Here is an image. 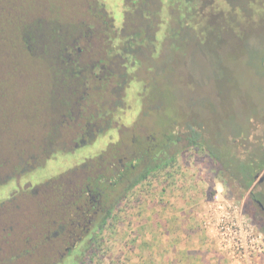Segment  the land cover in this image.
<instances>
[{
  "label": "rangeland",
  "instance_id": "374dc122",
  "mask_svg": "<svg viewBox=\"0 0 264 264\" xmlns=\"http://www.w3.org/2000/svg\"><path fill=\"white\" fill-rule=\"evenodd\" d=\"M82 1L85 2L32 0L36 3L31 7L29 0H0V197L8 193L13 197L7 205H0V214L4 216H0V223L14 227V238L19 245L27 234L34 238L53 213V202L39 193L42 182L56 177L61 170L66 171L76 160L70 157V152L63 153L54 146L42 147L45 132L61 112L62 94L69 93L71 87L67 83L66 90L62 91L59 86L52 89L51 59L73 28L70 23L87 19L94 13L105 16L102 7L106 8L108 18L116 15L119 21V9L111 8V4L90 1L92 8L88 9ZM155 1L129 0L128 3L129 17L139 21L138 33L131 40L141 48L143 55V59L131 54L125 56L122 64L132 73L126 80L129 88H136L142 94L136 102L130 100L131 97L128 101L129 112L132 111L129 115L135 113L137 116V129L141 133L144 130L154 134L167 132L173 137L179 130L189 131L196 125L204 129V136L214 150L228 146L235 151L246 150L248 154L258 147L262 149L258 153L264 155V73L257 67V54L264 51V44H260L264 34L259 30L264 29L255 30L262 15L249 18L245 9L225 7L221 19L210 20L206 16L195 19L185 16L190 10L181 0H158L160 11L153 9ZM21 3L18 10L23 9L15 10L14 6ZM246 10L251 11L250 5ZM226 13L233 14L235 20ZM40 16L51 19L40 20ZM239 22L251 27L250 34L240 30ZM147 27L159 30L154 40L148 36ZM24 37L29 39L34 50L45 49L48 44L52 46L45 60L28 59L23 52L19 56ZM117 105L112 111L103 110L101 118L109 114L118 116L122 107ZM115 130L107 128V124L96 129L92 127L94 133L87 139L88 144L76 150V156L94 155L108 145L112 148L119 145L120 149L127 147L128 134L125 133L118 144ZM238 134L243 140L236 137ZM58 135H52L53 143ZM179 135L182 136L179 133L176 138ZM176 138L168 145L169 151L177 155L171 175L157 180L151 174L119 204L95 236L99 255L90 264H264V252L248 260L238 252L225 251L217 238L215 220L217 213H229L232 208L230 213L234 211V215L264 240L263 229L247 212L260 216L261 224H264V214L254 205L247 209L249 193L243 199L232 194L228 180L217 171L216 162L206 150L201 147L187 149L183 136L181 141ZM111 150L110 156L114 158L117 152ZM250 153V156L255 155V152ZM259 176H264V171ZM259 178L254 180V186L262 192L264 182L259 183ZM31 183L36 188L39 186L33 196L22 189H30ZM16 186L21 188L19 192ZM156 199L165 205L160 206L162 211H156ZM219 204L224 209H219ZM188 205L195 206L198 213L195 220L187 219L197 222L195 224L209 234L215 250L196 252L198 254L192 256L178 252L175 259L168 261L163 252L152 250V238L159 234L155 223L165 236L176 233L177 226H185L183 218ZM157 212L163 224L157 221ZM175 245L183 246L180 242ZM39 247L37 241L36 248ZM39 254L31 256L27 264L45 262L46 252ZM80 257L75 254L65 264H74ZM47 258L50 259L48 255Z\"/></svg>",
  "mask_w": 264,
  "mask_h": 264
},
{
  "label": "trees",
  "instance_id": "16d2710c",
  "mask_svg": "<svg viewBox=\"0 0 264 264\" xmlns=\"http://www.w3.org/2000/svg\"><path fill=\"white\" fill-rule=\"evenodd\" d=\"M90 1L93 0H85V2L82 1V3H86L87 5H91ZM186 3V6L188 10H190L188 15L189 18H197L199 19L202 16H206L210 20H217L221 19V17H224V11L226 8L231 9H241L245 11V14L249 16L255 17L256 14H260L259 17L262 15V20L257 25L256 29L262 28L264 29V0H181ZM36 2H32L30 6L34 7L33 5ZM96 3V2H94ZM154 4L153 9L156 11H160L159 7V1L156 0L153 2ZM16 4L14 6L15 10H18L19 5ZM25 4V3H24ZM161 4V3H160ZM27 5V4H26ZM250 5L251 11L248 10L247 7ZM98 8V6H96ZM163 7V4H161V8ZM92 8V6L90 7ZM23 8H21L18 11H21ZM92 10V9H91ZM220 10V11H219ZM94 11V10H92ZM180 13V12H179ZM229 17H234L231 13H226ZM40 20H46L48 21L51 18H44L43 16H40ZM236 17L233 18L235 20ZM256 18V17H255ZM131 20V21H130ZM53 21V20H52ZM134 21V22H133ZM54 22V21H53ZM191 22V21H190ZM131 25L129 26L128 24ZM139 21H137V18L129 17V14L127 16V24L125 26V30L121 34V38L114 37L113 32V26H110L109 24H112L109 21V18L107 15H102V17H99L95 15V13L92 16L87 17V19H83L80 21H76L73 23H70V25L73 27L72 29H69L66 37V41L63 42L62 46H59L57 48L56 56L51 59L52 64L50 65V71H51V86L52 89L55 90L56 87H60L63 90L65 89V84L67 83L71 84V87L69 88V93L66 92V94H62V109L61 112H59V117L54 122L51 127L45 132L46 138L41 141L42 147L46 148V146H54L59 151H66L69 149V147L72 146L71 140L74 139L75 136L78 135L80 129L69 125L68 121L71 117H73V114L75 115L78 111V105L75 106V102L78 98L72 97V93L74 90L82 91L85 82L84 76H79V67L77 65H70L72 61L69 60V57L72 55L74 56H83V53L78 52L77 49L83 45V43H88L90 46L85 51V58L90 56L92 52H94V55L91 56L93 58L92 61H95L97 59L103 58L104 60L106 55L104 54V51L106 50V45H108L109 41L113 42L116 40H121L124 42H127V47L122 49V57L126 58L125 56H129L130 54L134 56V58L143 59V55L141 53V48L137 49L136 46L133 44L131 37L138 33L136 31V28L138 26ZM187 24V23H186ZM189 28V25H187ZM240 30L243 31L245 34L249 32L250 29L249 25L245 24V22H239ZM92 28V30H90ZM148 29V36L151 37L152 40H154L155 35H157V32L159 30L157 29ZM197 29V27L195 28ZM254 29V28H253ZM254 30V31H255ZM264 34V30H259ZM194 32V31H193ZM172 34V33H171ZM170 34V35H171ZM90 35V37H89ZM110 35V36H109ZM159 35V34H158ZM168 35L167 37H170ZM175 36V34L173 35ZM114 38V40H112ZM261 39V45L264 44V35ZM264 48V46L262 45ZM50 48L52 49L51 45H45V49H32L31 45L29 43V39L24 37V42L22 43V47L20 52H18L19 56L24 53V56H28L27 58L34 59L33 57L39 58L41 60H45V58L48 56L50 52ZM101 48V49H100ZM258 51V50H256ZM259 53V52H257ZM258 65L257 67L260 68L261 72L264 73V51L258 55ZM83 59V58H82ZM66 61V66L68 65V69L65 70L64 65H62V62ZM14 65L16 64L15 61H13ZM123 62L120 58H117L114 60V69L118 72L117 78L114 80V83L117 87H115V90H113L116 93H113V102L114 104H121V89L124 87L126 80L128 81L130 78L125 73L124 67L122 66ZM113 66V65H112ZM15 67V66H14ZM123 67V69H122ZM16 68V67H15ZM67 71V73H66ZM89 71V70H88ZM85 74H88L86 71ZM119 75V76H118ZM121 76V77H120ZM64 79V80H63ZM70 79V80H69ZM65 83H62L64 82ZM100 82H94L93 85H95L96 92L101 91V89L98 87ZM83 87H82V86ZM110 92V91H109ZM112 94V93H111ZM117 94V95H116ZM66 110V113L64 112ZM64 114V115H63ZM63 115V116H62ZM65 116V117H64ZM258 116V115H257ZM54 117V116H52ZM69 119H68V118ZM193 128H189V131L186 129L181 131L179 130L178 133H176L175 136L169 137L168 133L165 132V134H162L161 132L154 134L153 131L150 130H144L142 133L136 128H134L132 131H127L129 141H127V147H123L120 149L119 145L116 147H113V152L116 153V159L113 160V162L120 166L119 158H122L123 155L130 156L132 154V151L134 150V146L132 147L133 139H136V143L139 142L138 151L142 154H145V151L147 150V147H151L152 145H156L158 150L155 152L148 153L149 160L145 162L144 168L142 167V163L138 159L131 160V163L134 166V169L138 172L134 174H128L127 177L123 178L122 174L120 172H117L116 167L114 166L111 172L110 176V186L114 192L115 195H117V198L112 200L110 203L109 208L104 212V214L101 215V220L94 226V232L91 235H82V228L76 227L75 225L67 223L68 219L70 218L69 213H71V209H67L66 206L63 204V202L58 197L59 194L57 192V182L54 180V178L47 183H44L42 187L39 189L40 194L46 195L47 199L52 201L51 208L53 210V213L51 216H48L46 222L48 227H52L53 230L58 229L60 225L64 226L65 229L63 230V233L58 239H54L53 237H50V239L47 240H41L39 249L40 252H46L45 256V262H40L35 264H65L71 261V258L75 254H80V259H77L74 261V264H84V263H92L99 255V252H97L96 248V242L95 236L105 227L107 224L109 218L114 214V212L117 210L120 201L123 199H126L134 190V187L143 182L145 179H147L151 174L155 177L154 179L160 180V177L171 175V171L173 166L175 165L176 156L175 153H171L169 151V142L173 141L177 137V135L180 133L185 141L187 142V149L192 147H201L204 150H206L210 157L216 162V169L221 174L222 177L228 180V187L230 188L232 194L234 196H237L240 199L245 198L247 193H250V197L246 199V207L249 208V203L251 200L256 199L260 201L262 204H264V191L259 192L257 191V188L254 187V180L256 179V176L260 175L264 171V155H260L258 152L261 151V148H255L254 151H235L233 150V147L223 146L221 149H216L211 147V145L208 144V141L206 140L204 136V129L198 126H192ZM90 132V130H87ZM71 132V133H70ZM58 135L57 139L54 143L52 140V135ZM92 135V134H91ZM134 135V136H133ZM69 139H64L65 137H68ZM124 136V135H123ZM182 136H178L179 138H176L177 140L181 141ZM239 137L240 140H243V137L241 134H238L236 137ZM64 140V141H63ZM53 143V144H52ZM121 145V144H120ZM147 146V147H146ZM115 148V149H114ZM162 148L160 151L159 149ZM185 149V150H187ZM163 150V151H162ZM178 151V150H177ZM175 151V152H177ZM163 152H165V155L162 156ZM243 152V153H242ZM250 152H255V155L250 156ZM258 153V154H257ZM175 155V156H174ZM260 155V156H259ZM154 158L156 160H154ZM130 161H128L129 163ZM44 164V163H42ZM133 169V171H135ZM127 173V172H125ZM71 178V177H70ZM264 182V181H263ZM262 182V183H263ZM33 196V194H31ZM69 211V212H67ZM248 215L254 219L256 218L258 225L263 229L264 232V224H261L262 220L260 216H254L251 212H247ZM84 226V224H83ZM80 233V234H79ZM79 234V235H78ZM72 236V237H71ZM71 237V238H70ZM58 252H61L58 253ZM40 255V254H37ZM47 255L50 259L47 258ZM66 259V261H65ZM73 260V259H72ZM65 261V262H64Z\"/></svg>",
  "mask_w": 264,
  "mask_h": 264
},
{
  "label": "flooded vegetation",
  "instance_id": "af4514ba",
  "mask_svg": "<svg viewBox=\"0 0 264 264\" xmlns=\"http://www.w3.org/2000/svg\"><path fill=\"white\" fill-rule=\"evenodd\" d=\"M31 1L32 0H29V5L31 4ZM93 1L96 3L98 2V0ZM101 2L105 5L111 4L110 6H112L111 8L113 9H119V21L115 18V15L114 17L109 18V21L112 23L109 25L113 26L114 28V37L121 38V34L125 30L127 22L129 0H117L115 4L113 3V0H101ZM83 5H86V8L88 9H90L91 7V5L89 6L86 3H84ZM103 8L104 10L102 11L104 12V14L108 15L105 11L106 8L102 7L101 9ZM89 46L90 44L88 45V43H83V45L77 49L78 52L83 53L82 57L78 55H72L71 57H69V60L72 61L70 65H77L80 70L79 76H84L85 78V87L83 88V90H74L72 93V97L78 98L75 102V106L77 107L78 105V111L75 115L73 114V117H71L70 119L67 117L69 119V125L80 129L78 135L71 140V142L73 143L72 146L66 150L70 152L69 155H72L70 157H74L76 160L74 161L73 166L68 168L66 171L61 170L57 173V176L54 177V180H56L58 186V197L65 206L67 205V209H71V213H69L71 215L67 223L75 225L76 227H81L82 235H91L94 232V226L98 222H100L101 215L104 214V212L109 208L112 200L117 198V195L114 194L110 186V174L112 172L111 169H113L115 166L117 172H120L123 178H125L129 173L134 174L138 172L134 169V166L130 164L131 160L139 159L143 167L145 162L149 160L148 153H152L154 151L156 152L158 150L156 145H152L151 147L147 148L145 154L137 152L138 148L135 147H138L139 142L136 143V139H133L132 147L134 146V150L132 151V154L130 156L123 155L122 158H119L120 166L116 165L113 162V160L116 159V156L114 158L110 156V153H112L111 145H108L106 148L100 150L99 153H95L94 155L80 154L76 156V150L88 144L89 141L87 139L91 134L94 133V131H92V127L96 129L101 124H107V128L111 127L116 129L115 135L117 139H119V141H117V143L119 144L123 138V135H125L127 131H132L137 127V116L135 115V113L129 115L132 112H129V97H131L130 100H133L134 102L142 97V94L138 92V89H130L128 83H125L124 87L120 91V106L122 107L121 113L118 116L109 114V117L104 116L101 118L103 110L107 109V112L109 110L112 111L118 106L117 104H114L115 101L113 102L112 98L110 99L113 93L117 92L113 91L115 90V87H117L114 83V80L117 78L118 74V72L114 69V60L120 58L122 62L124 61V57H122L121 55L123 54L122 49L124 47H127V42L121 40H116L113 42L109 41L108 45H106V50L104 51V54L106 55V57H104L105 59L102 60L103 58H100L95 61H92L93 58L91 57L94 55V52H92L90 56L86 58L84 57L85 51ZM136 48L139 49L140 47ZM65 62L66 61H63L62 65H64L65 70H67L68 65L66 66L67 63ZM86 71L88 72V74H85ZM123 71H126L125 73L130 78V74L132 73L129 72L131 71L126 68H124ZM136 75H138V71ZM94 82H100L98 87L101 89V91L96 92L97 88L95 87V85H93ZM62 83H65V81ZM87 130H90V132H88ZM102 132L103 131L101 130V133ZM94 138L95 136L92 137V139ZM161 149L162 148H160L159 151ZM62 152L68 153L64 151ZM164 155L165 152H163L162 156ZM154 160L156 159L154 158ZM128 161L130 162L128 163ZM133 169L135 171H133ZM70 174L73 176H71ZM52 179L53 177L45 179L40 187H42L44 183H47ZM138 185H136L134 189ZM30 186V189H27L25 187H22V189L26 192L28 191L29 194L38 192L37 189L39 188V186H37L38 188H36L33 183H31ZM16 187L17 190H15L19 192L21 188L18 186ZM254 188L255 186L252 188V190ZM250 196L251 195L249 193V197ZM11 199H13L11 193L2 195L0 197V205L3 206L8 202V200ZM123 200H121L120 203ZM13 202L15 205V201ZM250 205H254L261 214H264V204L263 207L260 206L258 200H251L249 206ZM0 216L2 218L4 217L2 214H0ZM64 229L65 227L60 225L58 229L53 230L52 227H48L46 222V225H43L41 227L34 238L31 235L28 236L27 234L25 238H22L23 243L19 245L16 243V240L14 238V227L12 225H9V223H0V264H27V262L31 260V256L37 255L41 251L39 248H36L37 241H39L40 243L41 240H47L50 239V237L58 239L63 233ZM22 248L23 250H21ZM58 253L61 254V252Z\"/></svg>",
  "mask_w": 264,
  "mask_h": 264
},
{
  "label": "crops",
  "instance_id": "0c3cea01",
  "mask_svg": "<svg viewBox=\"0 0 264 264\" xmlns=\"http://www.w3.org/2000/svg\"><path fill=\"white\" fill-rule=\"evenodd\" d=\"M155 205L157 209L156 211L158 212L162 211L160 210V206H165L162 202H160V199H156ZM186 209L187 210L184 211L185 218H183V224H185V226H183L184 228L177 226L176 233H169L168 236H165V234H162L163 229L155 223V227H157L159 234L157 237L154 235L152 238V250L153 252H163L164 258L168 261L172 258L175 259L174 256H176L178 252H186L187 256H192L198 254L196 252H211L215 250L213 241L210 239L209 234L196 225L197 222H193V220H195L194 217H197V208H195V206L188 205ZM165 217L166 216H164V218ZM189 217L193 220H188L187 218ZM157 221L163 224L160 213H158ZM180 222L182 221L180 220ZM154 234H157L156 230L154 231ZM177 242H180L183 246L180 247L178 245L177 247L175 245ZM173 252L175 255H173Z\"/></svg>",
  "mask_w": 264,
  "mask_h": 264
},
{
  "label": "built area",
  "instance_id": "2783aa9c",
  "mask_svg": "<svg viewBox=\"0 0 264 264\" xmlns=\"http://www.w3.org/2000/svg\"><path fill=\"white\" fill-rule=\"evenodd\" d=\"M218 208L224 209L220 204ZM232 210L230 208L229 213H217L215 217L218 241L225 251L238 252L251 260L255 254L264 252V240L261 234L242 222L238 215H234V211L230 213Z\"/></svg>",
  "mask_w": 264,
  "mask_h": 264
},
{
  "label": "water",
  "instance_id": "95a60500",
  "mask_svg": "<svg viewBox=\"0 0 264 264\" xmlns=\"http://www.w3.org/2000/svg\"><path fill=\"white\" fill-rule=\"evenodd\" d=\"M259 177H260L259 175L256 176V179H258ZM263 180H264V176H261V177L259 178V183L262 182ZM258 203L260 204V206L263 207V204H262L260 201H258Z\"/></svg>",
  "mask_w": 264,
  "mask_h": 264
}]
</instances>
